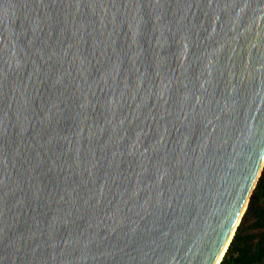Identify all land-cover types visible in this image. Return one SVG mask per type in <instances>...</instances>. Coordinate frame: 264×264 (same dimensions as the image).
<instances>
[{"label": "water", "instance_id": "1", "mask_svg": "<svg viewBox=\"0 0 264 264\" xmlns=\"http://www.w3.org/2000/svg\"><path fill=\"white\" fill-rule=\"evenodd\" d=\"M264 167V0H0V264H219Z\"/></svg>", "mask_w": 264, "mask_h": 264}, {"label": "trees", "instance_id": "2", "mask_svg": "<svg viewBox=\"0 0 264 264\" xmlns=\"http://www.w3.org/2000/svg\"><path fill=\"white\" fill-rule=\"evenodd\" d=\"M219 264H264V167Z\"/></svg>", "mask_w": 264, "mask_h": 264}, {"label": "bare ground", "instance_id": "3", "mask_svg": "<svg viewBox=\"0 0 264 264\" xmlns=\"http://www.w3.org/2000/svg\"><path fill=\"white\" fill-rule=\"evenodd\" d=\"M220 257H221V256H220ZM220 257L218 258V260H217V262H216L215 264H217V263H218V261H219Z\"/></svg>", "mask_w": 264, "mask_h": 264}]
</instances>
